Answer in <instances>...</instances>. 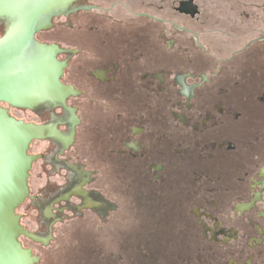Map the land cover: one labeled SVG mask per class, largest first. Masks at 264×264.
I'll use <instances>...</instances> for the list:
<instances>
[{
	"label": "flooded vegetation",
	"instance_id": "af4514ba",
	"mask_svg": "<svg viewBox=\"0 0 264 264\" xmlns=\"http://www.w3.org/2000/svg\"><path fill=\"white\" fill-rule=\"evenodd\" d=\"M163 3L68 0L67 40L35 34L63 97L6 104L52 177L20 239L67 264H264V0Z\"/></svg>",
	"mask_w": 264,
	"mask_h": 264
},
{
	"label": "water",
	"instance_id": "95a60500",
	"mask_svg": "<svg viewBox=\"0 0 264 264\" xmlns=\"http://www.w3.org/2000/svg\"><path fill=\"white\" fill-rule=\"evenodd\" d=\"M67 1L0 0V264H14L15 257L16 264L36 263L17 239L27 235L19 225L18 210L28 197L26 181L34 159L27 153L28 146L40 129L30 123L34 115L29 112L20 116L29 123L9 116L6 104L34 109L46 99L63 97L60 92L52 94L61 87L57 83L61 64L51 47L36 41L35 34L50 26ZM6 21L11 23L7 32ZM39 38L48 39L47 32Z\"/></svg>",
	"mask_w": 264,
	"mask_h": 264
},
{
	"label": "rangeland",
	"instance_id": "374dc122",
	"mask_svg": "<svg viewBox=\"0 0 264 264\" xmlns=\"http://www.w3.org/2000/svg\"><path fill=\"white\" fill-rule=\"evenodd\" d=\"M77 1H80V0H77ZM175 1H177V0H175ZM154 2H155V4H158L157 6L166 7V4L163 3V2H165V0H154ZM67 20H69V19H67L66 16H61V17L56 18L55 20L51 21L50 24H52V23L54 24V29H53V31H51V33L49 32L47 40L50 41L51 39H54L57 42H59V41L65 42L67 40L68 34H69V32L64 28V24L68 23ZM72 21H73L72 23L75 25L83 23L81 15L73 17ZM34 120H35V118H34ZM36 152H37V150H36L35 145H34L33 147H31L28 155L31 157H34ZM37 165H38V163H36V159H33L32 163H31V168L28 172V179L26 181L27 187L30 186L31 195H33V196L37 193L36 189H37V185L39 183L44 184L46 181H51V179H52L51 175H49V174L38 175V171L36 168ZM38 178L40 181L38 180ZM28 195H29V187H28ZM23 202H25V204L23 206H19V210H18V215L19 214L22 215V223H20V221H19V225L32 238L34 233H37L38 231H40V228L38 227V224L40 222V213H38L35 210V208L32 207L29 199L25 198V200ZM20 237H24V236L20 235L18 237L17 240H18L19 244L22 246V248H24L25 250H28L30 252L31 257L34 258L36 260V262H37L38 257L42 258L41 261H38V262H40L39 264H67V262H65L66 261V254H64V252L59 253V251H56L54 245H49L48 247H43L39 244L32 243L34 241L31 240L30 238H28V240H30V241H26L23 238L20 239ZM45 244H46V242H45ZM63 247L66 248V245ZM40 258H39V260H40ZM34 264H36V263L34 262Z\"/></svg>",
	"mask_w": 264,
	"mask_h": 264
},
{
	"label": "bare ground",
	"instance_id": "6f19581e",
	"mask_svg": "<svg viewBox=\"0 0 264 264\" xmlns=\"http://www.w3.org/2000/svg\"><path fill=\"white\" fill-rule=\"evenodd\" d=\"M14 261L17 262V261H18V257H15V259H14L12 262H14ZM12 262H11V263H12ZM16 262H15L14 264H16Z\"/></svg>",
	"mask_w": 264,
	"mask_h": 264
}]
</instances>
